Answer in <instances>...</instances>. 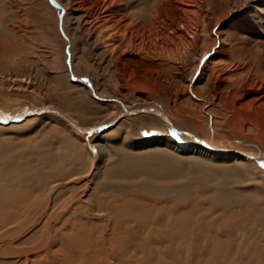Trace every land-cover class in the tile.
<instances>
[{
	"label": "rangeland",
	"instance_id": "rangeland-1",
	"mask_svg": "<svg viewBox=\"0 0 264 264\" xmlns=\"http://www.w3.org/2000/svg\"><path fill=\"white\" fill-rule=\"evenodd\" d=\"M58 1L67 8L65 31L59 10L50 0H0V107L54 106L82 128H106L78 134L68 121L48 112L17 123H0V191L4 187L1 182H5L12 195H19L18 200L0 202V233L22 227L0 240V264H45L52 254L55 258L47 264H81L80 251L75 253L73 243H69L78 233L73 227H82L81 222L87 220L104 227L103 218L108 216L106 211L88 216L89 201L104 192H110L116 203L125 201L121 198L134 201L136 195L130 193L143 181L192 192L182 201L158 203L155 215L166 219L173 205L176 216L191 214L189 226L179 231L176 242L180 262L259 264L244 259L241 254L246 253L264 264V173L242 163L166 148L165 141L177 138L160 118L143 111L122 116L117 102L96 99L86 85L70 79L90 80L98 92L117 97L126 105H137L146 98L160 107L178 130H188L198 140L211 138L264 152L262 113L239 110L229 96L220 101L219 96L213 98L203 89L210 64L197 82L202 99L193 98L196 104L185 102L186 84L196 60L210 48L217 33L227 42L229 52L222 58L229 66L216 73L225 78L216 83L220 91L232 89L229 79L264 74V10H257L264 9V0H229L228 14L223 11L226 0H194L190 12L182 10L181 0H143L131 9L128 5L113 7L117 18L120 13L128 15L143 7L157 10L153 14L157 25L152 21L141 29L135 37V50L126 53L124 44L112 51L111 42L116 43L117 38L111 39L110 31L101 27L108 1ZM146 17L151 18L149 11ZM67 38L73 42L75 74L67 61ZM199 72L198 68L196 74ZM164 87L170 91L177 88L186 114L175 110L172 99L162 91ZM190 115H195L197 125L189 120ZM250 159L264 169V161ZM156 166L170 171L157 174ZM48 200L50 207L39 213ZM92 209L95 211L94 206ZM54 235L58 242L51 251L26 255L27 247L35 248L45 236ZM143 236L147 239V233ZM150 242L141 245L149 249L156 245ZM153 251L149 259L144 253L139 256L147 261L154 258L156 263L172 260L159 249ZM95 253L91 256L94 264H101V253ZM133 253L134 248L121 261L112 258L110 264H139Z\"/></svg>",
	"mask_w": 264,
	"mask_h": 264
},
{
	"label": "bare ground",
	"instance_id": "bare-ground-1",
	"mask_svg": "<svg viewBox=\"0 0 264 264\" xmlns=\"http://www.w3.org/2000/svg\"><path fill=\"white\" fill-rule=\"evenodd\" d=\"M106 1L108 2L104 6V9L102 11V14H101L102 23L100 22V24H101L102 29H106L110 31L108 32V36L111 35L110 36L111 39L115 40L117 38L116 43L111 42L112 51L115 49V47L121 44H124L125 47H124L123 53L133 52L136 47L135 46L136 43L134 42L135 37L136 38L139 37V32L141 29L143 28L145 29V27H149V25L152 24V21L154 19L153 14L156 13L157 10L153 9L154 7L150 8V10L145 9L143 7L144 9L140 8V11L138 12L129 11L128 15L120 13V15L117 18L118 12L116 9H113V7H118V6L121 7V6L128 5V9H131L132 7L140 6L143 0H106ZM228 1L229 0H226L227 8L223 10V11H227L226 14L229 13L228 12V9H229ZM54 2L58 4L57 6L54 3H52L55 5L56 8H58L59 13L61 12V10H63V13L59 15L60 16L59 18L61 22H63V23L61 22L60 23L62 25V29H64L65 31V15H66L65 9H67L66 5L63 4V2L61 1L59 2L58 0H54ZM181 4H182L181 6L182 10L185 12L192 11L195 6L194 0H181ZM147 10L149 11L151 15V18H150L151 22H150V19L146 17L148 13ZM257 10L261 12L264 9H257ZM155 18H157V15L155 16ZM153 28H154V24H153ZM149 29L151 30V28ZM112 32L115 33L116 35L109 34ZM183 33L184 31H182V34ZM115 36H120V37H115ZM216 36L217 37L214 38V42L210 46V48L203 51L202 54L199 56L198 60H196L194 70L192 71L191 77L188 83L186 84V89L188 91H187V95L185 96V102L187 101L188 103L190 102V103L196 104V101L194 99H199L202 97V95L200 94V90L198 88L197 82L199 80V77H200V74L202 73L203 68L207 64H210L211 73L207 77V80H206V83L204 84L203 89H206V92L209 93L211 97L214 98L215 96L216 97L219 96L220 101H222L223 99L225 101L226 96L227 97L229 96V98L231 99V102L234 103L233 105L235 108L239 110L240 109L247 110V111L252 110L257 113H262V116L264 117V74H255V77H251L249 75L247 76L246 79H240V78L236 80L229 79V82L231 83L230 86H232L231 90L228 89L226 91H220V88L218 89V86L216 84L217 81L225 79V78L223 77L220 78V75L216 73L219 72L220 69L225 68V66L226 67L229 66V65H226V63H224L225 61L222 59L223 56L229 55L228 54L229 52L226 47L227 42L224 39L223 40L221 39L220 34L217 33ZM66 42H67V45L69 46L67 58L69 56L68 63L70 64L68 65H71L72 72H74V66H73V60H72L73 42L70 41L69 38L66 39ZM216 43H218L217 47L214 46ZM211 48L213 49L212 50L213 52L211 51ZM198 68L200 72L197 75L196 73H197ZM74 78H78V77L74 76ZM90 82H91L90 80L87 81L88 85L86 86L89 90V93L92 96L93 95L98 96V98H106V99L109 98L117 102V104L120 106V111L118 112L120 115L122 116L123 115H133L137 112L143 111V112H151L155 115L157 119L160 118L161 121H163L164 126L170 129L171 131H173V134L177 138L175 140L170 138L172 140L169 139L168 141H165L163 145H165L166 148H169L171 150H177L178 152L185 153V154H191V155L194 154L196 156H203V157H206V156L217 157V158H220V160H226V161L228 160L229 162H234V163H239V164L242 163L241 165L243 166H246L248 168H255L259 170V172L264 173V169L259 168L257 164L255 163V161L250 159L251 157H254L256 159L264 161V152L260 150L256 151V150L243 147V146H239V145L221 144V143L214 141L211 138L210 139L205 138V139L198 140V138L196 139V137H194L190 131L184 130L186 131L184 132V131L178 130L177 127L174 125V123L169 118V116L162 109H160V107L148 101L146 98H142L141 102L138 103L137 105H133V106L126 105V104H123L117 97L106 96V95L101 94L95 89L94 85L91 84L92 82L91 83ZM176 90L177 88L173 89V91H170L166 87L162 88L163 93H165L169 98L172 99L175 110L184 112L186 114V111L182 107V102L178 100V97H177L178 94ZM227 101H228V98L226 102ZM206 102H209V100H207ZM209 103H213V102H209ZM29 110L30 111L37 110L40 114L44 112L53 113L59 116L60 118L68 121L70 125L73 127V129L75 130V132H77L78 134H81V133L88 134V132L89 134H91L95 129H99V127L105 126V125L99 126L98 128L92 127L93 128L92 130L87 131L89 127L86 129L82 128L74 120H71L70 118L65 116L63 114L64 112L63 113L60 112L59 109H57L54 106L38 107V106L32 105L26 109H16V110L4 109L0 107V113H4V114L5 113L10 114L13 112L18 113V112H24V111H29ZM39 113H36V114H39ZM208 113L211 114L209 111ZM116 116H118V114ZM194 116L190 115V117L188 118L191 122L197 125V122L195 121ZM114 119H112L110 123L113 122ZM207 129L209 130V128ZM261 137L263 136L261 135ZM189 144H191L190 146L192 147H187ZM156 167L158 168L156 170L157 174H159L161 171L162 172L170 171L169 169H166V168H164L165 170H162V168L158 166ZM1 183L4 185V187L2 191H0V202L8 201V200L10 201L18 200L19 195H12L9 189L7 188L5 182H1ZM109 193L104 192L102 193L103 195L95 194V196L89 201L90 208L89 206H87V209H86L88 216H93V217L95 215L96 216L103 215V214H100V211H106L108 216L103 218L104 227L98 226L99 223L97 224L91 223L89 220H87L86 222H81L80 225L82 227H73L77 229L78 233L71 237V241L69 243H73L72 246L75 248L74 249L75 253L80 251L81 264H89V263L94 264L95 261H93L94 259L93 257H95L96 250L100 252L102 255V256L98 255V262L100 261L101 264H110V260L112 258L119 259L121 261L124 258L122 256L127 254L128 250H131L133 248L135 250V254L133 253L132 255L134 256V258H137V261L135 260L134 261L139 264H177V263L184 264L182 260H181L182 262L178 260V257H179V254H181V251L180 252L177 251L179 249H177L176 242L178 238L180 239L179 234L181 233L179 231L183 232L182 228H186L187 226H189L190 221H191V214L184 213L178 217L174 214L177 208L173 205L167 211L168 213L166 214V217H165L166 219H163V216L160 217V215L158 216H155V215H157V213L159 212L158 210L160 206L158 205V203L174 202L176 200L182 201L185 196L191 194L192 192L189 193L185 191H176V189L173 186L167 185L165 183H158V182L154 183L152 181H143L137 189H134L130 193L131 195H136L135 198H132L134 201H129V200H126V198H121V199H125V201L120 200L119 202L116 203L111 198ZM51 200H48V202L45 203L39 209V213H44L45 211H47V208L50 207ZM151 202L156 203V204H153ZM82 203H85V202H82ZM92 206L95 207V211L92 209ZM162 215H163V212H162ZM85 224L89 227H84ZM172 224L174 225V227H167ZM153 225L156 227H153ZM13 228L14 227L1 232L0 240H3L4 238L10 236L13 233H17L19 230L22 229V227H19V230L16 229L14 231ZM175 229L177 231H175ZM56 230L58 233H61V230L59 228H57ZM82 233L86 235H83ZM145 233H147V236H145L147 239H145L143 236ZM79 234L80 236H78ZM152 234H154V236ZM183 235L184 233H182V236ZM56 236L57 235H54V237L45 236L43 240L41 241L40 245L35 246V248H32L30 246L27 247V251L25 252L26 255L28 256L30 253L41 252L42 250L51 251L52 246L58 242V239H56L57 238ZM150 239L152 240V242L155 241L156 245L154 246L152 244V247L149 249V247L145 245L146 243H151ZM142 243H144L145 245H141ZM96 247H98V249ZM164 248H166V250ZM158 249L162 251L164 255H168V256L170 255V259L172 260L169 261L168 259L169 257H168L167 258L168 261L163 262L161 260V262L159 261L158 263H156L153 260L154 258L151 259V261L153 260L151 262V261H147L144 258H140L139 256V255H143L142 253H144L145 257L149 259L154 256L153 250H158ZM156 255H158V251L156 252ZM172 255H174V257H172ZM91 256H93L92 257L93 259L91 258ZM241 256L244 259H247V260L252 259L258 262L259 264L261 263L259 262V259L256 257H253L252 254L251 256H249L246 253H243L241 254ZM54 258L55 257L52 254L50 256V259H48V262H46L45 264L52 262ZM175 258L177 262L174 261ZM107 261H109V263H106ZM116 264H120V263L117 262ZM122 264H134V262L128 263V261H125Z\"/></svg>",
	"mask_w": 264,
	"mask_h": 264
},
{
	"label": "water",
	"instance_id": "water-1",
	"mask_svg": "<svg viewBox=\"0 0 264 264\" xmlns=\"http://www.w3.org/2000/svg\"><path fill=\"white\" fill-rule=\"evenodd\" d=\"M50 1L58 6V4L56 2H53L52 0H50ZM62 13H63V10H61L60 15ZM67 61H68V59H67ZM69 67H70V65H69ZM70 79H71V81H78L80 83H83L86 86L88 85L87 81L85 79H79L78 80V79L73 78L72 76H70ZM93 97L96 98V99H99V100H105L106 99V98H98V96H95V95H93ZM36 113H39V112L37 110H34V111H30L29 110V111L18 112V113L17 112H15V113L13 112V113H10V114L0 113V123L8 124V123L20 122L24 118L32 116V115H34ZM104 128H106V127L105 126L104 127H99L100 130H103ZM92 129L93 128L90 127V128L87 129V131L92 130Z\"/></svg>",
	"mask_w": 264,
	"mask_h": 264
},
{
	"label": "snow or ice",
	"instance_id": "snow-or-ice-1",
	"mask_svg": "<svg viewBox=\"0 0 264 264\" xmlns=\"http://www.w3.org/2000/svg\"><path fill=\"white\" fill-rule=\"evenodd\" d=\"M53 2H54V0H53ZM262 167H264V165H262Z\"/></svg>",
	"mask_w": 264,
	"mask_h": 264
}]
</instances>
